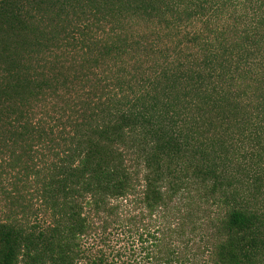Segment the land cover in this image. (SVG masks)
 Masks as SVG:
<instances>
[{
	"label": "trees",
	"instance_id": "obj_1",
	"mask_svg": "<svg viewBox=\"0 0 264 264\" xmlns=\"http://www.w3.org/2000/svg\"><path fill=\"white\" fill-rule=\"evenodd\" d=\"M201 253L264 264V0H0V264Z\"/></svg>",
	"mask_w": 264,
	"mask_h": 264
},
{
	"label": "rangeland",
	"instance_id": "obj_2",
	"mask_svg": "<svg viewBox=\"0 0 264 264\" xmlns=\"http://www.w3.org/2000/svg\"><path fill=\"white\" fill-rule=\"evenodd\" d=\"M210 212H211V214L212 215H214V214H217V211H216V207L215 206H211L210 207ZM145 222H147V220H145ZM203 228H204V232L205 233H209V232H211L210 231V227L208 226V225H206L205 224V226H203ZM199 237H201L200 235H199ZM121 238H124V240H123V242L120 244V245H122V246H125V248H126V254H129L130 253V251L132 250V249H130V243H126L125 244V241L127 240V236H121L120 237V239ZM131 240V239H130ZM129 244V245H128ZM120 245H118V246H120ZM198 245H200V243H198ZM127 246V247H126ZM137 246H139V243L137 244ZM196 247V245H193V248H195ZM138 248V250L140 249V247H137ZM205 261H206V255L204 254V253H201L198 257H197V261H189L188 263H186V264H194V263H197V264H205Z\"/></svg>",
	"mask_w": 264,
	"mask_h": 264
}]
</instances>
